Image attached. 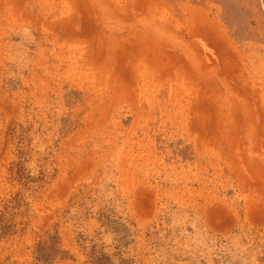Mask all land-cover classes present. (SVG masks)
I'll return each mask as SVG.
<instances>
[{
    "label": "rangeland",
    "instance_id": "374dc122",
    "mask_svg": "<svg viewBox=\"0 0 264 264\" xmlns=\"http://www.w3.org/2000/svg\"><path fill=\"white\" fill-rule=\"evenodd\" d=\"M0 264H264V0H0Z\"/></svg>",
    "mask_w": 264,
    "mask_h": 264
}]
</instances>
